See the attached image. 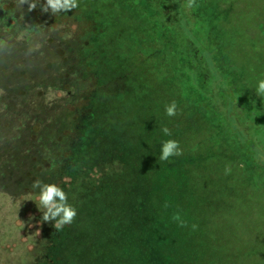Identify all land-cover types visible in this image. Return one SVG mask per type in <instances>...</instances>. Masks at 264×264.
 Masks as SVG:
<instances>
[{
  "label": "rangeland",
  "instance_id": "rangeland-1",
  "mask_svg": "<svg viewBox=\"0 0 264 264\" xmlns=\"http://www.w3.org/2000/svg\"><path fill=\"white\" fill-rule=\"evenodd\" d=\"M111 1L103 0L106 8L95 19L105 23L98 31L106 57L109 26L116 33L123 29L116 50L123 78L115 77L112 94L103 99V111L118 113L115 120L112 112L105 116L106 128L112 129L108 125L114 121L122 135L115 157L119 169L110 174L112 166L98 176L110 180L107 189L84 187L82 195L89 196L85 203L70 205L91 226L104 221V231L119 202L117 189L128 208L124 216L132 223L143 203L149 210L144 222L151 242L142 249L154 252L144 259L152 264H160L157 251L177 264H264V163H256L249 148L252 143L260 148L256 154L264 162V96L256 93L264 79V0H196L198 6L190 10L183 7L186 0H120L129 5L125 14L107 7ZM62 13L73 22L75 11ZM93 22L85 31L96 28ZM78 25L71 23V31ZM172 101L177 114L169 117L165 106ZM169 139L179 142L183 155L160 161L161 146ZM122 163L129 164L128 175L119 178ZM138 178L142 188L135 190ZM128 198L135 200L128 203ZM10 200L0 192V264H34L33 241L25 229L12 228L2 217ZM104 205L110 206L105 216ZM131 228L136 231L126 224L124 232L134 235ZM21 233L20 238L10 236ZM137 239H110L112 245L107 239L103 244L78 241L72 264H138V256L127 252L137 249ZM90 248L99 257L86 253ZM69 253L65 250L58 259L67 261Z\"/></svg>",
  "mask_w": 264,
  "mask_h": 264
},
{
  "label": "trees",
  "instance_id": "trees-1",
  "mask_svg": "<svg viewBox=\"0 0 264 264\" xmlns=\"http://www.w3.org/2000/svg\"><path fill=\"white\" fill-rule=\"evenodd\" d=\"M126 1L113 0L107 7L119 9L120 14L130 13ZM35 3L36 9L29 11L28 5L20 6L18 0H0V192L12 199L6 203L2 217L12 228L25 229L26 238L33 241L34 254L30 258H34V264H72L78 241L103 244L106 239L118 241L126 236L140 241L137 249L131 247L127 251L138 256V264H152L144 259L154 252L149 247L147 251L142 249L151 242L150 227L144 222L149 210L141 203L140 217L132 223L124 216L128 208L122 199L123 192L118 189L115 198L119 202L112 206L114 214L105 220L104 231V221L91 226L79 213L62 230H55V221H42L43 208L38 209L39 189L32 187L34 181L58 185L67 194L69 204L82 206L89 197L82 195L84 187L107 189L110 180L98 176L112 166L116 167L110 174L118 172L115 157L122 146L119 143L122 135L115 129L114 121L108 125L112 129L106 128L105 116L112 112L115 120L118 113L103 111L106 104L103 99L112 94L109 87L115 77H122V66L116 64L119 60L116 50L121 41L119 31L123 29L116 33L114 26H109L110 57H106L103 34L98 31L105 23L95 19L106 8L103 0H77L78 7L68 12H76L73 22L62 12H42L44 2ZM178 7L177 10L183 8ZM93 20L96 28L85 31L84 26L91 25ZM71 23L79 24L75 33L70 29ZM190 35L195 38L193 32ZM191 67L193 79L199 81ZM249 148L255 162L262 166V156L256 152L260 148L253 143ZM121 161L125 162L122 158ZM122 164L124 171L119 178L128 175L129 164ZM142 182L138 178L134 189L142 188ZM104 200L98 203L100 207ZM134 200L128 198L127 202ZM105 207L110 206L104 205V216ZM31 214L33 217L28 218ZM126 224L134 225L136 231L131 228L134 235L124 232ZM137 232L144 237H138ZM10 236L20 238L23 233ZM65 250L70 252L65 257L67 261H60L58 255ZM86 253L100 255L94 248ZM156 254L160 264H177L172 261L174 257H163L158 251Z\"/></svg>",
  "mask_w": 264,
  "mask_h": 264
},
{
  "label": "clouds",
  "instance_id": "clouds-1",
  "mask_svg": "<svg viewBox=\"0 0 264 264\" xmlns=\"http://www.w3.org/2000/svg\"><path fill=\"white\" fill-rule=\"evenodd\" d=\"M19 5H28V10L33 11L36 9V3L32 0H18ZM196 0H186L183 7L186 10L193 9L197 7ZM78 7L77 0H45L41 11L44 13L51 10L52 14L59 12H70ZM256 93L258 96H264V79L258 81ZM177 104L172 101L170 104L165 106L166 115L169 117H174L177 114ZM161 131L170 136L171 131L167 127H163ZM183 155V150L180 148L179 142L176 140L169 139L165 141L161 146V155L159 157L160 161H167L170 157ZM230 172L229 168L225 169V173ZM32 187L34 189H39V207L43 208V222L55 221L53 227L55 230H62L64 226L73 223L77 216V210L68 203V196L65 191L56 184H46L40 180L33 182ZM174 219L179 220V217H174ZM180 226H185L183 222H180ZM195 228V225H193Z\"/></svg>",
  "mask_w": 264,
  "mask_h": 264
}]
</instances>
